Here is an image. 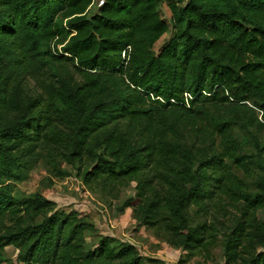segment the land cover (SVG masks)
<instances>
[{"label":"trees","instance_id":"trees-1","mask_svg":"<svg viewBox=\"0 0 264 264\" xmlns=\"http://www.w3.org/2000/svg\"><path fill=\"white\" fill-rule=\"evenodd\" d=\"M93 1L0 0V251L15 246L25 264L158 262L108 235L88 247L95 227L77 210L16 196L9 181L41 159L110 192L135 181L120 210L189 256L217 243L218 224L225 264H264V0H174L159 53L163 0H104L89 15Z\"/></svg>","mask_w":264,"mask_h":264},{"label":"rangeland","instance_id":"rangeland-1","mask_svg":"<svg viewBox=\"0 0 264 264\" xmlns=\"http://www.w3.org/2000/svg\"><path fill=\"white\" fill-rule=\"evenodd\" d=\"M173 1L163 0L158 7L161 17L170 27L155 44V53H159L175 33L171 20V3ZM103 3L104 0H94L88 14L94 15L99 12ZM183 3L185 2L179 1V4ZM27 79L29 86L37 90V80L32 76H28ZM209 109L212 110L213 107L209 106ZM204 125L207 126V129L214 128L209 120ZM236 132L239 134V140L242 141L245 132L237 127ZM227 163L231 171L241 177L247 187L253 189V177L245 175L233 162L227 160ZM62 167L70 169L73 175L60 178L54 174L51 165L40 159L28 163L25 169V179L9 182L14 184V194L16 196L41 193L54 200L57 209L67 212L77 210L81 217H84L95 227L86 231L88 247H96L99 238L102 235H108L115 238V244L117 245L133 244L143 256L158 259V262L151 264H225L222 245L224 228L222 226L217 224L216 244L211 246L209 250L206 248L202 254L189 256L182 248L171 246L166 242L164 236L158 234L154 229L138 225L132 208H126L125 211L120 210L123 201L129 196L135 195V181H131L128 185H119L118 188L110 192L99 182L84 183L80 177L76 176L75 170L67 166L66 163H63ZM0 180L4 179L0 177ZM220 218L226 225L230 224L229 217L226 218L221 215ZM199 220H207L208 224L214 222L212 217H199ZM17 256L18 249L13 245H9L3 251H0V264H9L10 262L25 264L19 261Z\"/></svg>","mask_w":264,"mask_h":264}]
</instances>
